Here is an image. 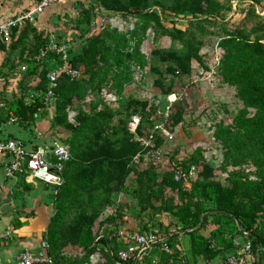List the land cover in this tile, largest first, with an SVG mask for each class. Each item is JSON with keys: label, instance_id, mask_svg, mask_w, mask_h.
<instances>
[{"label": "trees", "instance_id": "trees-1", "mask_svg": "<svg viewBox=\"0 0 264 264\" xmlns=\"http://www.w3.org/2000/svg\"><path fill=\"white\" fill-rule=\"evenodd\" d=\"M87 1L88 3L83 5L82 1L76 0V4L80 8L79 18L93 31L87 39L88 44L100 41L102 30L107 28L106 33L108 32V43L105 42L108 44L107 48L103 52L97 50L100 54L94 55L96 61L93 65L100 63L101 67L95 72L89 69L86 72L88 79L80 80L81 75L73 80L65 75L60 76L53 96L47 103L44 100L47 92L45 75L59 63V58L54 52H47L42 64L33 60L39 49L47 45L46 31L25 23L21 28L12 29L8 47H5L0 39V49L7 48V55L14 49H21L27 38L31 41V49L26 54H18L16 58L18 64L25 66L19 86L21 95L13 97L7 107L0 108V128L8 120L9 112L13 114L16 123L24 128L33 126L36 112H43L45 109L52 110L50 120L53 126L63 127L70 132L63 144L68 147L71 158L62 171L61 186L54 188L43 184L49 195L53 196L51 207L55 210L42 238L48 244L47 251L53 259L52 264H90L94 255H99L101 259L98 264H132V261L124 263L118 257V252L124 248V242L118 235L121 230L143 235L151 232L164 238L165 241L156 247L161 248L162 244H165L171 253L167 254L160 249L163 257L157 264H191L196 257L208 259L220 257L222 254L224 256L221 257L227 258L225 255L228 252L233 253V239L237 236L250 241L252 253L258 259V264H261V253L264 252V13L259 14L254 5L249 3V8L243 6V14L238 21L229 22L225 20L226 8L220 0H176L173 9L174 16L187 14L192 19H201L200 23L203 25L225 28L222 43L225 52L218 66V74L221 84L232 87L242 102L243 109L235 118V127L239 129L237 135H240V131L244 134L239 147L234 146L232 151H228L238 158V164L251 163L257 170L255 178L235 179L231 186H220L209 180V169L203 165L202 171L198 170V177L187 182H175L172 176L173 167L184 170L195 167L197 170L198 153H193L188 158L172 155L163 164L147 162L145 170L135 173L138 186L134 191L138 204L136 216L137 225L141 224V229L121 228V224L117 225V221L123 222L122 205L117 204L115 215L100 222L94 231V221L101 209L97 207V202H108L106 196L124 190L125 179L132 167L144 162L143 157L138 162L132 160L140 150L136 138L144 135L153 125L151 117L158 108V101L163 103L167 96H177L170 89H164L162 83L155 81L163 96H156L153 103L139 102V99L129 95L119 102L116 109L106 106L98 109L102 100L92 101L88 111L79 109L75 115V124L69 123L67 107L71 100L68 88L75 82L90 88H100L106 78H111L113 86L122 91L123 86L131 80L132 70L138 69L142 73L145 71L143 56L137 48L141 33L136 34L135 31L125 35L103 21L94 20L100 9L106 8L136 17L141 14L142 20L155 22L165 35L185 42L187 48L183 53L170 52L168 55L160 52L163 62H171L167 70L172 78L188 74L191 59L197 62L200 60L197 49L186 32L181 29H166L161 19L162 14L160 16L154 9L151 10L153 5L145 4L146 0H120L121 5L119 1H115L119 7L110 5L109 3L113 2L108 0ZM257 31L260 33L259 39L250 40L249 34ZM69 42L73 43L72 37ZM72 51L71 47L70 66L79 69L84 56L76 55ZM10 68L16 69V64L12 63ZM102 69L107 70V73L104 74ZM34 77H37L38 81L32 83ZM80 88L82 89L78 86L79 90ZM27 92L33 94L30 100L27 99ZM178 100L179 98L173 104L169 124L172 128L178 125L182 116V110L177 107ZM138 108L143 110L139 111ZM248 108L254 110L252 116L247 115ZM132 115L140 117L135 134L130 133L127 128ZM94 132L100 133L99 137H102L97 143L89 142L88 135ZM51 142L50 146L56 141ZM163 143V139L158 137L156 146L161 147ZM171 163L174 164L173 167ZM18 175L21 179L19 185L26 188L17 193L32 190L34 185L24 181V174ZM165 190L170 191L169 197L166 196ZM82 192L86 195L84 207L79 205L82 203ZM103 194L105 196H102ZM74 206L77 207L76 212L79 209V213L73 220L71 218L75 222L68 224L67 216L74 215ZM156 211L163 212L168 218L172 217L167 226L158 224V228L154 229L148 224L149 221L144 220L145 214ZM172 221L174 223H171ZM209 223L216 227L208 236H204L202 229ZM180 234L188 235L189 256L184 255L183 263L178 252ZM144 258L145 256L134 264H141Z\"/></svg>", "mask_w": 264, "mask_h": 264}, {"label": "rangeland", "instance_id": "rangeland-1", "mask_svg": "<svg viewBox=\"0 0 264 264\" xmlns=\"http://www.w3.org/2000/svg\"><path fill=\"white\" fill-rule=\"evenodd\" d=\"M73 1L66 0V5L62 9H59L58 6L53 7L57 13L51 15L50 22L48 21L49 26H47L52 31H55L57 35L72 37V52L76 53V55L84 56V61L79 65V69L82 71V78L80 80H82L88 79L86 72L89 69L95 72L98 71V67H101L100 63L94 66L93 62L96 61L95 56L100 54L98 51L103 52L107 48L108 44L105 42L107 41L108 43V32L106 33L107 28L102 30V34L99 36L100 41H95L89 45L87 39L91 37L93 31L89 30L86 26L87 23L82 22V19L79 18L80 8L76 4V1ZM108 1L113 2L109 3L110 5L114 4L119 7L115 1H119L120 3V0ZM174 1L176 0H146L145 4L149 6L153 5L150 9H154L160 16L162 14L161 19L166 29L169 31L181 29L186 32V35L192 41V45L197 49L200 61L197 62L191 59L189 73L172 78L167 70V66L171 62H163L160 52L168 53V55L170 52L183 53L187 48L185 42L165 35L161 27L157 26L155 22L148 21L147 19L142 20L141 14H138L136 17L133 15H123L121 12L111 11L106 8L100 9V13L94 20L103 21L106 25L115 27L118 32L125 35H130L131 32L135 31L136 34L141 33L139 34L137 48L140 55L143 56L145 71L142 73L138 69L132 70L131 80L123 86L122 91H118L113 86L111 78H106L107 80L100 88H90L85 84L75 82L68 88L71 100L70 105L67 107L69 123L75 124V115L79 109L88 111L89 104L92 101L102 100V105H99L98 109H101L103 106L116 109L119 102L121 103L129 95L139 99V102L146 101L147 104L151 103L154 99L156 100V96L162 95L160 89L155 84V81H159L163 84L164 89H170L171 92L177 95L175 96L177 97L176 99L179 98L177 107L182 110L180 121L178 125L174 126L175 130L173 131L172 140L170 142L164 141L163 146L161 145L160 147L161 155L163 153V157L168 159L172 155L173 157L178 156L182 158L187 156L188 158L193 153H198L196 177H198V170L200 171L201 169L202 171V166L204 165L209 169V180L220 186H231L232 181L235 179L245 177L254 179L255 172L257 173L256 168L251 163L238 164L236 162L238 158L229 152L232 151L231 149L234 146L239 147V142L243 139L244 134L240 131V135H237L238 128L235 127V118L243 109L242 102L237 98L235 90L232 87L221 84L218 74V66L225 52L222 46L225 28L209 24L203 25L200 23L201 19H192L187 14L174 16ZM220 1L226 8L225 20L229 22L238 21L243 14L241 13L243 6L249 8V3L254 5L256 12L261 15L264 13V0ZM44 31L45 28H43ZM259 35V31L251 33L249 34V39H259ZM184 40L186 41V39ZM132 42H134L133 39ZM30 43V38H27L26 43L21 49H14L10 55L5 53V58L2 59L3 68L10 67L12 63L16 64L17 67L16 69L13 68V73L16 72V81L14 84L5 85L7 86V90L5 89L6 94L4 98L11 100V98L20 97L21 95L19 86L22 79L21 74L25 73V67L23 64H18L16 58L18 54H26L31 49ZM23 67L24 69H22ZM102 72L105 74L107 70L102 69ZM31 82L34 83L33 80ZM28 84H30V81ZM78 86H81L82 89L80 88L79 90ZM148 106H146V110H148ZM140 108L138 110L142 111L143 109L140 110ZM43 110V112H41L42 110L36 112L35 123L30 128V131L27 128H24V130H27L31 135H38V138H36L37 142L38 140H43L45 145L52 143V140L56 141L53 143H65L70 132L63 127L53 126L50 120L52 110ZM253 114L254 110L248 108L247 115L252 116ZM18 127L22 128V125ZM99 134H95V132L90 133L88 135L89 142L93 141L97 143L100 141L102 137H99ZM41 136L42 138L40 139ZM146 167L147 161L132 167V170L125 179L126 188L117 194L110 193L109 196H106L108 202L105 200L104 202H97V207L101 209L98 211L94 221V231L98 228L100 222L111 217L113 214L115 215V209L118 207L117 204L122 205L121 212L123 213L121 219L123 222L117 221V225L121 224V228L133 227L141 229V224L137 225L136 216L138 204L134 191L137 190L138 186L135 181V173L145 170ZM34 183H36L35 187L39 193H44V201L42 203L45 208H43L44 212L43 210L42 212L44 213L43 218L46 220L45 225L47 226L49 219L55 212L51 207L53 196L49 195L48 189L42 186V182L34 180ZM165 193L167 197L171 195L169 190H165ZM102 196L105 195L103 194ZM85 199L86 195L82 192L80 195L82 203L79 204L81 207H84L83 204H86ZM73 208L75 210H73L74 215L69 214L67 216L68 224L75 222L72 221L73 217H77L79 213V209L76 212L77 207L74 206ZM36 212L42 213L39 209L35 211L30 210L27 213L30 216H35ZM145 215L146 218L144 220L149 221L148 224L153 226L154 229L158 228V224L167 226L170 222L169 219L172 218H168L163 212L158 211L154 213L148 212ZM171 223L174 222L172 221ZM215 227L216 225L212 223L207 224L202 229L203 235L208 236V228L214 229ZM45 234L46 228H44L42 236H45ZM187 238L188 235H186ZM236 238L239 241L243 239L241 236H237ZM145 258L148 259L149 256L145 254ZM225 259L227 258L225 257ZM100 261L99 255H94L91 257L90 264H98Z\"/></svg>", "mask_w": 264, "mask_h": 264}, {"label": "built area", "instance_id": "built-area-1", "mask_svg": "<svg viewBox=\"0 0 264 264\" xmlns=\"http://www.w3.org/2000/svg\"><path fill=\"white\" fill-rule=\"evenodd\" d=\"M63 0H37L35 5L26 12L18 16L6 19H0V39L4 44H9L13 28H21L25 23H30L43 30V25L38 23L37 17L46 9ZM76 1V0H75ZM81 1V0H80ZM47 45L39 49L33 56L36 63L42 64L47 52H54L58 58L57 63L49 70L45 79L47 81V92L44 98L47 103L53 96L54 89L57 87L60 76L65 75L71 80L78 79L81 75L79 69H74L70 66V48L71 44L68 37L57 35L55 31L47 30ZM40 66V65H39ZM25 67V66H24ZM24 67L22 69H24ZM34 82L38 81L37 77L33 78ZM28 99L33 97V94L27 92ZM174 96L171 100L170 97ZM175 95L166 97L165 102L158 101V108L154 116L151 117L153 125L148 128L144 135L136 138L140 150L133 156L132 160L138 162L141 157L144 161L152 164H163L168 161V158L161 155L160 147L156 146L158 137L165 142H170L173 138L175 128L170 127V118L173 113V104L177 100ZM4 107V101L0 97V108ZM8 121L14 122V116L9 112ZM140 117L132 115L127 124L128 131L132 134L136 133L139 125ZM0 156L6 158L3 171L7 177H13L17 174H24V179L27 182L38 180L45 185L57 188L61 186L62 171L66 162L71 158L68 147L65 144L53 143L47 148L37 147L35 150L24 146L20 141L14 138L0 135ZM163 157V160H162ZM172 167L174 166L171 163ZM173 180L175 182H187L196 177L195 167H190L184 170L180 167H173ZM56 193V192H54ZM9 228L5 231L2 237L9 235ZM119 238L124 242V248L118 252V257L122 262L141 261L148 249L161 244L165 241L164 238L158 237L155 233L138 234L135 232L119 231ZM233 247L235 253L227 257L222 264H255L252 254L250 241L244 238V241L233 239ZM167 254L170 250L165 244L160 248ZM48 244L45 240H41L39 247L32 251L23 249L14 260V264H52L53 259L48 254ZM184 260H182V263Z\"/></svg>", "mask_w": 264, "mask_h": 264}, {"label": "crops", "instance_id": "crops-1", "mask_svg": "<svg viewBox=\"0 0 264 264\" xmlns=\"http://www.w3.org/2000/svg\"><path fill=\"white\" fill-rule=\"evenodd\" d=\"M36 1L37 0H0V19L18 16L21 13L31 9L33 5H35ZM65 1L66 0L60 1L49 9H46L42 14L38 15V23L40 25H43L45 29L52 30L51 28H48V21L50 22L51 15H53V13H57V11L53 9V7L58 6L59 9H62L64 5H66ZM81 1L83 2V5H86L88 3L87 0ZM73 2H75V0ZM65 36L66 35H63L62 37ZM66 37H68L69 40L71 38L69 36ZM5 47H8V44H5ZM5 49H0V97L4 101V107H7L11 100L4 98L6 94L5 89L7 87L5 85H11L15 83L16 72L13 73L14 70H11L10 67H2V65L4 64H2L1 62L2 59L5 58ZM18 126L21 125H18V123H16V120H14V122L12 123L7 120L3 125H1L0 135L17 139L29 149H35L37 147L47 148L50 146L51 143L49 145H45L43 140H41L42 142L40 140H38L37 142L36 138H38V135H31L28 133L32 126L24 127L27 128L28 131L24 130L23 127L21 128ZM41 138L42 136L40 137V139ZM5 160L6 158L0 156V264H14L15 257L23 249H30L32 251L36 250L43 238V230L44 228H46V220L43 218V208L45 207L42 203L44 201V193H39V191L35 187L36 183H34V181L27 182L24 179L26 183L33 184L34 188L33 190L20 194V191H22L26 187L23 188L19 185L21 179L18 174L14 175L13 177H7L4 174L3 167ZM37 209H39L41 212L43 210V212H39L40 214L36 212L35 216L28 215L27 212H29L30 210L35 211ZM16 222L18 227H16ZM7 228L10 229L9 235L2 237ZM212 229L208 228V235ZM178 241L179 258H184V255H186V257L189 256L188 239H186V236L184 234H180L178 237ZM242 241H244V238L242 239ZM159 250L160 248L156 246L148 249L146 254L149 256V258H144L141 264H157L158 261L162 259V253ZM233 252L235 253V250H233ZM229 255H231V253L228 252L225 256ZM221 256L224 255L222 254ZM221 256H216L215 258L208 259H205L201 256L196 257L194 261H191V264H222L224 261V257ZM253 257L258 262V259L254 254ZM261 264H264V252L261 253Z\"/></svg>", "mask_w": 264, "mask_h": 264}, {"label": "bare ground", "instance_id": "bare-ground-1", "mask_svg": "<svg viewBox=\"0 0 264 264\" xmlns=\"http://www.w3.org/2000/svg\"><path fill=\"white\" fill-rule=\"evenodd\" d=\"M78 3H79V2H78ZM173 97H174V96H171L170 99L173 100Z\"/></svg>", "mask_w": 264, "mask_h": 264}, {"label": "clouds", "instance_id": "clouds-1", "mask_svg": "<svg viewBox=\"0 0 264 264\" xmlns=\"http://www.w3.org/2000/svg\"><path fill=\"white\" fill-rule=\"evenodd\" d=\"M253 254V253H252ZM230 256V255H229ZM254 261H256L255 259H254ZM257 263V261L255 262V264Z\"/></svg>", "mask_w": 264, "mask_h": 264}, {"label": "water", "instance_id": "water-1", "mask_svg": "<svg viewBox=\"0 0 264 264\" xmlns=\"http://www.w3.org/2000/svg\"><path fill=\"white\" fill-rule=\"evenodd\" d=\"M202 223V220L200 221V224ZM256 264H258V262L256 263Z\"/></svg>", "mask_w": 264, "mask_h": 264}]
</instances>
